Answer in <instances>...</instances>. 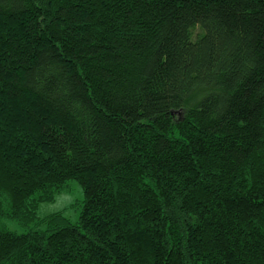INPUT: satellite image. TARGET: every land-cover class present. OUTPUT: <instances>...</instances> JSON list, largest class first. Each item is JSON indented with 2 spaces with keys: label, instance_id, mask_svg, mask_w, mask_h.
I'll return each mask as SVG.
<instances>
[{
  "label": "trees",
  "instance_id": "obj_1",
  "mask_svg": "<svg viewBox=\"0 0 264 264\" xmlns=\"http://www.w3.org/2000/svg\"><path fill=\"white\" fill-rule=\"evenodd\" d=\"M0 264H264V0H0Z\"/></svg>",
  "mask_w": 264,
  "mask_h": 264
},
{
  "label": "rangeland",
  "instance_id": "obj_2",
  "mask_svg": "<svg viewBox=\"0 0 264 264\" xmlns=\"http://www.w3.org/2000/svg\"><path fill=\"white\" fill-rule=\"evenodd\" d=\"M83 192L76 180H69V188L58 193L53 201L42 202L38 208V216L43 217L52 212L61 211L70 222H75L78 218L82 204ZM7 226L16 232H23L25 229L14 222L7 221Z\"/></svg>",
  "mask_w": 264,
  "mask_h": 264
}]
</instances>
